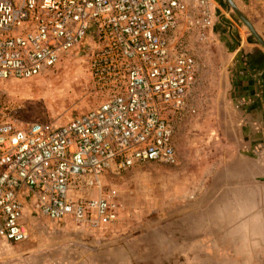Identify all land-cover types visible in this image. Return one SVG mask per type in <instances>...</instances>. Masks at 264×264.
<instances>
[{"label":"built area","instance_id":"1","mask_svg":"<svg viewBox=\"0 0 264 264\" xmlns=\"http://www.w3.org/2000/svg\"><path fill=\"white\" fill-rule=\"evenodd\" d=\"M214 0H0V80L36 78L85 38L98 105L50 128L0 102V241L28 237L26 209L99 228L118 220L104 172L175 164ZM97 190L91 196L92 190Z\"/></svg>","mask_w":264,"mask_h":264},{"label":"rangeland","instance_id":"2","mask_svg":"<svg viewBox=\"0 0 264 264\" xmlns=\"http://www.w3.org/2000/svg\"><path fill=\"white\" fill-rule=\"evenodd\" d=\"M214 1L211 38L193 43L198 73L188 98L190 112L174 134L177 162H142L104 172L102 192L119 205L114 224L89 228L68 219L55 222L27 206L28 237L0 242V264H243L252 256L250 248L257 256L253 239L240 244L243 237L234 233L243 221L228 220L247 213L249 206L229 209L220 188L238 184L229 180L228 168L242 162L233 142L232 127L239 124L228 109L238 27L259 42L225 0ZM88 42L87 37L36 78L0 80V102L20 120L50 128L95 108L100 97L92 88L84 51ZM96 194L92 190L91 196Z\"/></svg>","mask_w":264,"mask_h":264},{"label":"crops","instance_id":"3","mask_svg":"<svg viewBox=\"0 0 264 264\" xmlns=\"http://www.w3.org/2000/svg\"><path fill=\"white\" fill-rule=\"evenodd\" d=\"M233 2L264 40V0ZM237 37L231 56L230 71L234 78L230 93L233 97L228 109L239 124L232 127L233 142L240 148L235 157L243 163L237 160L234 170L228 168L233 174L229 180L238 184L221 187L220 197L231 210L243 208L245 204L249 206L245 208L247 213L229 216L228 220L243 221L234 231L243 237L240 244L247 241L250 245L249 238H252L253 246H258L257 256L250 248L248 253L252 256L243 264H264V47L243 33L240 27ZM234 171L243 175H234Z\"/></svg>","mask_w":264,"mask_h":264},{"label":"water","instance_id":"4","mask_svg":"<svg viewBox=\"0 0 264 264\" xmlns=\"http://www.w3.org/2000/svg\"><path fill=\"white\" fill-rule=\"evenodd\" d=\"M225 2L231 7V9L236 13V15L240 18V20L246 25V27L249 29L250 33L254 36V38L259 42V44L264 47V40L262 37L258 34V32L253 27L252 23L249 21V19L242 13L236 4L233 2V0H225Z\"/></svg>","mask_w":264,"mask_h":264},{"label":"bare ground","instance_id":"5","mask_svg":"<svg viewBox=\"0 0 264 264\" xmlns=\"http://www.w3.org/2000/svg\"><path fill=\"white\" fill-rule=\"evenodd\" d=\"M44 217V216H43ZM46 218V217H45ZM1 242V241H0ZM18 243V242H17Z\"/></svg>","mask_w":264,"mask_h":264}]
</instances>
